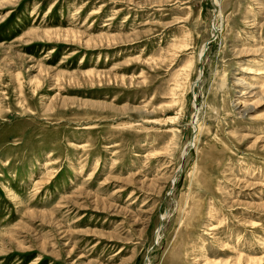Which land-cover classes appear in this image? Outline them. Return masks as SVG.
Listing matches in <instances>:
<instances>
[{"label":"rangeland","instance_id":"1","mask_svg":"<svg viewBox=\"0 0 264 264\" xmlns=\"http://www.w3.org/2000/svg\"><path fill=\"white\" fill-rule=\"evenodd\" d=\"M0 264H264V0H0Z\"/></svg>","mask_w":264,"mask_h":264},{"label":"bare ground","instance_id":"2","mask_svg":"<svg viewBox=\"0 0 264 264\" xmlns=\"http://www.w3.org/2000/svg\"><path fill=\"white\" fill-rule=\"evenodd\" d=\"M225 81H226L225 79H223V80L221 81V84H222L223 88L226 87V86H225V85H226V82H225ZM260 89H261V88H260ZM260 89H259V90H260ZM256 94H257V92H256L254 95H256ZM242 104H243V106H242V112H243V113H242V114H245V112H247V110L250 109V108L246 105L247 103H246L245 101H243ZM246 109H247V110H246ZM67 205H68V204H67Z\"/></svg>","mask_w":264,"mask_h":264}]
</instances>
